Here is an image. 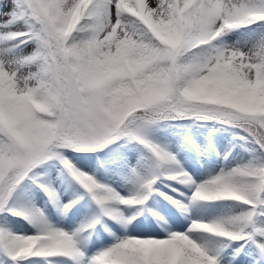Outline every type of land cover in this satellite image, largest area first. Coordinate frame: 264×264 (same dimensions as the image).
<instances>
[{
  "label": "snow or ice",
  "instance_id": "6c2138e0",
  "mask_svg": "<svg viewBox=\"0 0 264 264\" xmlns=\"http://www.w3.org/2000/svg\"><path fill=\"white\" fill-rule=\"evenodd\" d=\"M0 264H264V0H0Z\"/></svg>",
  "mask_w": 264,
  "mask_h": 264
},
{
  "label": "rangeland",
  "instance_id": "374dc122",
  "mask_svg": "<svg viewBox=\"0 0 264 264\" xmlns=\"http://www.w3.org/2000/svg\"><path fill=\"white\" fill-rule=\"evenodd\" d=\"M207 134H208V130L207 129L201 128V129H193L192 130L193 139L197 142V144H199L201 141H203L204 138H205V136ZM221 134L222 133H213L212 134L213 139H216L217 137H220ZM223 135L225 137L227 136V134H223ZM172 139L175 140L176 142H179L180 141V136H174V137H172ZM223 142H226V141H223ZM217 150H219V148ZM194 154H195L194 151H187V150L186 151H183L182 153H180V156L182 158V162H185V166L187 168H188V164H190V162H192L194 164V168L195 169H196V167L199 168V165L197 163V160H195L196 157H195ZM199 159H202V158H199ZM195 164H196V166H195ZM85 171H87V169H85ZM174 186L175 187H178L176 185H174ZM179 188H180V190H182L181 187H179ZM161 190L162 191H169V192H171L170 190L164 189L163 187L161 188ZM59 191H60L61 197L63 199H67V198H70V197L71 198H75L76 193L74 191V186L73 185H63V186L60 187ZM124 191L126 192V189ZM184 193H187V190ZM169 195H173L172 192L169 193ZM41 196H42V194H41ZM173 196L176 197L177 195H173ZM176 199H178V200L179 199H183V197L182 196H177ZM35 204H36L37 207L44 209L45 212H47V213H51L52 212V208L50 207L49 204H47L46 198L41 199L40 197H37V199L35 200ZM162 206L164 207V204ZM162 206L158 210H155V209H153V210L154 211H161V210L165 209V208H162ZM73 215L75 217V215H76L75 214V210H74V213H70V216H73ZM75 219H76V217H75ZM82 219H84V217L83 218H79L78 217L76 219V222L79 223L80 220H82ZM105 235H106V233H105ZM241 255L243 256L244 254L241 253Z\"/></svg>",
  "mask_w": 264,
  "mask_h": 264
},
{
  "label": "bare ground",
  "instance_id": "6f19581e",
  "mask_svg": "<svg viewBox=\"0 0 264 264\" xmlns=\"http://www.w3.org/2000/svg\"><path fill=\"white\" fill-rule=\"evenodd\" d=\"M202 131V130H201ZM219 135V134H218ZM221 136H224L223 135V133L221 134ZM220 136V137H221ZM189 162V161H188ZM195 166H196V164H195ZM188 168L191 170V169H195L194 168V164L192 163V162H190V164H188ZM196 169L198 170L199 168H197L196 167ZM178 187H181V189L182 190H180V192H185L187 189H185V188H183L182 186H180V185H177ZM169 193H171V192H169ZM173 195H177V196H180V195H178L177 193H172ZM176 196V197H177ZM164 204V207L162 206L163 204ZM161 206H162V208H166V207H168V208H171L170 206H168V201L167 200H164L162 197L161 198H159V201L153 206V209H155V210H158V209H160L161 208ZM173 210V209H172ZM83 211V210H82ZM76 215H75V217H76V219L79 217V218H83L84 216L83 215H81L80 213H75Z\"/></svg>",
  "mask_w": 264,
  "mask_h": 264
},
{
  "label": "trees",
  "instance_id": "16d2710c",
  "mask_svg": "<svg viewBox=\"0 0 264 264\" xmlns=\"http://www.w3.org/2000/svg\"><path fill=\"white\" fill-rule=\"evenodd\" d=\"M21 223H23V222H21Z\"/></svg>",
  "mask_w": 264,
  "mask_h": 264
}]
</instances>
